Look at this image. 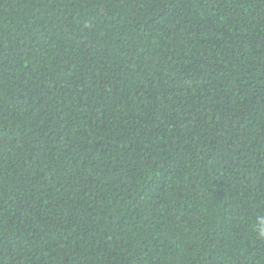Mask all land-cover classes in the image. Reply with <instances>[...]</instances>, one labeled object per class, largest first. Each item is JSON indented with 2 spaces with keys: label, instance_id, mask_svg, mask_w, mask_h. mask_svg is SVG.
I'll return each instance as SVG.
<instances>
[{
  "label": "trees",
  "instance_id": "16d2710c",
  "mask_svg": "<svg viewBox=\"0 0 264 264\" xmlns=\"http://www.w3.org/2000/svg\"><path fill=\"white\" fill-rule=\"evenodd\" d=\"M264 0H0V264H264Z\"/></svg>",
  "mask_w": 264,
  "mask_h": 264
},
{
  "label": "clouds",
  "instance_id": "9594fccd",
  "mask_svg": "<svg viewBox=\"0 0 264 264\" xmlns=\"http://www.w3.org/2000/svg\"><path fill=\"white\" fill-rule=\"evenodd\" d=\"M253 231L258 238L264 239V213L257 215L253 224Z\"/></svg>",
  "mask_w": 264,
  "mask_h": 264
}]
</instances>
